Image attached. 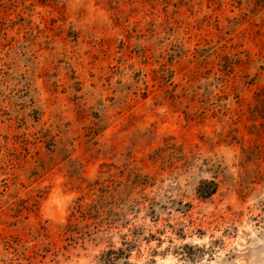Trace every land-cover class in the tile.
I'll return each mask as SVG.
<instances>
[{"label":"rangeland","instance_id":"374dc122","mask_svg":"<svg viewBox=\"0 0 264 264\" xmlns=\"http://www.w3.org/2000/svg\"><path fill=\"white\" fill-rule=\"evenodd\" d=\"M0 264H264V0H0Z\"/></svg>","mask_w":264,"mask_h":264},{"label":"trees","instance_id":"16d2710c","mask_svg":"<svg viewBox=\"0 0 264 264\" xmlns=\"http://www.w3.org/2000/svg\"><path fill=\"white\" fill-rule=\"evenodd\" d=\"M120 253H122V252H120ZM110 254H111V251L109 250V251H107L105 253V256H109ZM106 261H109V263H110L111 261H113V259L112 258H108Z\"/></svg>","mask_w":264,"mask_h":264}]
</instances>
